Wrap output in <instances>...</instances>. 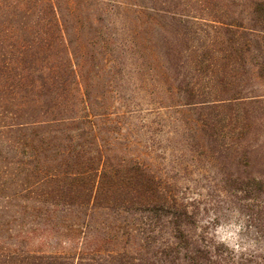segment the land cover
<instances>
[{
    "label": "trees",
    "instance_id": "obj_1",
    "mask_svg": "<svg viewBox=\"0 0 264 264\" xmlns=\"http://www.w3.org/2000/svg\"><path fill=\"white\" fill-rule=\"evenodd\" d=\"M185 110L200 112L201 154L218 161L203 194L129 156L142 145L121 144L150 130L132 116ZM261 130L264 0H0V264H264L187 230L227 204L264 236V180L247 170ZM19 199L26 215L52 208L43 218L72 229L71 242L69 224L86 230L79 248L8 244L1 219ZM103 210L136 217L134 251L86 234Z\"/></svg>",
    "mask_w": 264,
    "mask_h": 264
},
{
    "label": "rangeland",
    "instance_id": "obj_2",
    "mask_svg": "<svg viewBox=\"0 0 264 264\" xmlns=\"http://www.w3.org/2000/svg\"><path fill=\"white\" fill-rule=\"evenodd\" d=\"M221 1L231 3L233 6L240 1L247 4L250 2V0ZM136 2H143V0H136ZM166 115L170 116L155 118L149 114H143V120L141 121L132 116L131 124L136 126L134 130H138L140 126H143V128L149 126L150 130L137 133L130 141L121 142V144L138 143L142 145L143 149L135 145L129 156H139L151 165L154 171L160 170L169 179L176 180L181 187L190 186L193 188V192L203 194V190L199 189V186L206 187L209 183L203 181L201 176H212L213 172L217 173L218 171V161L211 159L210 154L207 157L201 154V149L206 148L205 142L207 139H204V134L205 131L209 130H206L205 125H201L200 112L186 111L183 114L166 112ZM197 124L199 126H196ZM183 126L188 127V129L186 128L185 137H179L173 133L176 132L177 128L181 129ZM261 131L255 138L254 148H257V146L264 147V130ZM192 136L194 138H190ZM185 146L188 148H185ZM206 151L209 153L210 150L206 149ZM125 152L124 149L117 150L118 154H124ZM141 152H145L146 157L141 155ZM147 154H150V156L147 157ZM196 159H199L198 163ZM247 170L249 174L264 180V148H261L258 152L256 151V155H254V159H252ZM211 210L213 209L207 211L206 214H200L196 221L197 225L187 230H190L192 234L206 236L223 243L235 251L256 252L264 256V236L259 234L257 230L246 227V221L241 214L231 209L227 204L221 205L218 211L213 210L214 213ZM48 211L51 215H56L52 213V208L41 211L40 215L30 212L26 215L23 214V200L13 201L12 208L8 210L7 215H3L4 219H1L5 220L12 230L10 231L12 238L8 239L7 243L20 249L45 253H72L78 249V243L86 237L84 234L86 230L75 227L74 224H69V226H73L69 228L77 231L75 237L79 239L77 244L71 242L69 239L71 235L68 233L72 229L65 230L54 227L47 218H43V215L48 214ZM100 213L97 217V223L92 224L90 232L86 234L95 236L99 232V236H102L105 240L109 238V241L102 242L105 250L114 252L134 251L141 240L137 238V235L133 234L130 238L128 234H132L130 228L135 226L136 217L126 216V222L128 223H123V221L108 215L110 213L108 211L103 210ZM215 216L217 221H212ZM67 217L65 216V218ZM208 222L211 224H208ZM55 230L60 233H56Z\"/></svg>",
    "mask_w": 264,
    "mask_h": 264
}]
</instances>
